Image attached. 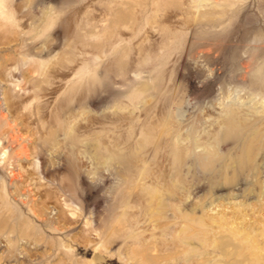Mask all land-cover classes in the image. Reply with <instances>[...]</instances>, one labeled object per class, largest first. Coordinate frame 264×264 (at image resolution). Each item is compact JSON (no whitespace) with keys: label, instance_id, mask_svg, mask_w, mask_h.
Returning a JSON list of instances; mask_svg holds the SVG:
<instances>
[{"label":"rangeland","instance_id":"rangeland-1","mask_svg":"<svg viewBox=\"0 0 264 264\" xmlns=\"http://www.w3.org/2000/svg\"><path fill=\"white\" fill-rule=\"evenodd\" d=\"M0 264H264V0H0Z\"/></svg>","mask_w":264,"mask_h":264}]
</instances>
